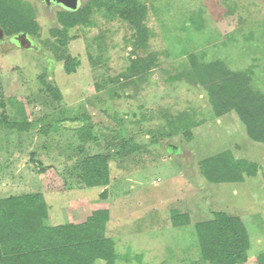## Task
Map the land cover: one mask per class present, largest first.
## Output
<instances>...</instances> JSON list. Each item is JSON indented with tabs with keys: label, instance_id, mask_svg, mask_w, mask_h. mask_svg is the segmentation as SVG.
<instances>
[{
	"label": "rangeland",
	"instance_id": "obj_1",
	"mask_svg": "<svg viewBox=\"0 0 264 264\" xmlns=\"http://www.w3.org/2000/svg\"><path fill=\"white\" fill-rule=\"evenodd\" d=\"M141 1L149 29L144 48L133 45L135 29L104 8L92 11L88 25L68 28L62 45L50 32L60 8L5 0L32 9L38 34L30 36L35 49L0 44V118L30 123L21 132L0 123V197L41 193L55 216L46 224L71 216L78 223L108 209L105 233L119 254L115 264H215L201 259L195 225L221 211L246 226L244 264H264V144L241 131L234 111L216 117L190 79L193 55L247 71L264 92V0ZM149 53L150 71L132 76V60ZM68 57L79 60L71 73L63 65ZM83 124L91 140L80 151L74 128ZM120 139L140 146L120 157ZM106 143L114 156L110 183L75 187L81 183L68 175L73 166ZM226 150L255 164L256 173L241 182H208L200 161ZM174 212L189 222L174 226Z\"/></svg>",
	"mask_w": 264,
	"mask_h": 264
},
{
	"label": "trees",
	"instance_id": "obj_2",
	"mask_svg": "<svg viewBox=\"0 0 264 264\" xmlns=\"http://www.w3.org/2000/svg\"><path fill=\"white\" fill-rule=\"evenodd\" d=\"M103 8L106 16H118L135 29V48L145 47L149 29L143 24L147 7L141 0H85L76 10H59L56 13L59 25L51 27L50 32L57 37V42L66 45L68 28L88 25L92 11ZM31 12V8H16L0 0L3 33L37 35L38 24ZM154 55L149 53L147 58L136 56L130 66L131 75L147 74L155 60ZM190 62L193 64V78L189 74L190 79L203 88L214 115L220 117L234 111L242 123L241 131L249 139L264 144V92L252 85L250 73L233 70L221 60L198 62L190 55ZM63 65L65 71L71 73L79 65V60L68 57ZM26 121L0 118L5 127L18 132L28 131L30 123ZM86 125L74 128L81 141L76 145L80 151L83 150L82 143L91 140ZM48 129L42 126L40 131L45 134ZM118 143L112 145L120 157L140 146L131 139H120ZM111 150V143H106L102 152L85 155L73 166L74 173L71 171L68 175L84 187L107 186L110 183L109 162L114 157ZM256 167L235 158L227 150L200 161L202 176L210 183L241 182L246 174L256 173ZM47 217L48 207L39 192L0 197V264H94L98 259L104 264H115L119 254L115 242L105 233L108 209H96L78 223L47 225ZM171 219L174 226L189 222L186 214L177 212ZM195 230L203 261L215 264H244L247 261L250 241L240 217L216 211L211 219L197 223Z\"/></svg>",
	"mask_w": 264,
	"mask_h": 264
},
{
	"label": "flooded vegetation",
	"instance_id": "obj_3",
	"mask_svg": "<svg viewBox=\"0 0 264 264\" xmlns=\"http://www.w3.org/2000/svg\"><path fill=\"white\" fill-rule=\"evenodd\" d=\"M37 1L41 5L44 4L45 6H54V7L60 8L58 10H66L60 4H57V3H55L52 0H49V1H47V0H37ZM16 35L19 38V40L23 43L22 46L18 45L17 42L13 40V37H15ZM6 42H9L10 44H12V45H14L16 47L27 48V49H35V46L33 44V40L30 38L29 35L21 36L20 33H15L13 35H5L3 33V35H0V44L1 43H6Z\"/></svg>",
	"mask_w": 264,
	"mask_h": 264
},
{
	"label": "water",
	"instance_id": "obj_4",
	"mask_svg": "<svg viewBox=\"0 0 264 264\" xmlns=\"http://www.w3.org/2000/svg\"><path fill=\"white\" fill-rule=\"evenodd\" d=\"M49 1V0H47ZM57 4H60L63 8L69 10H76L80 7V0H52ZM0 35H3L2 28L0 27ZM21 36H25V33L20 34ZM13 40L17 42L18 45L22 46L23 43L19 40L17 35L13 37Z\"/></svg>",
	"mask_w": 264,
	"mask_h": 264
},
{
	"label": "crops",
	"instance_id": "obj_5",
	"mask_svg": "<svg viewBox=\"0 0 264 264\" xmlns=\"http://www.w3.org/2000/svg\"><path fill=\"white\" fill-rule=\"evenodd\" d=\"M246 176V175H245ZM245 176H244V178H245ZM80 186V187H79ZM75 187H79V188H82L83 186L82 185H75ZM48 207V206H47ZM79 208V207H78ZM49 209V208H48ZM48 217L51 219V218H53V217H55V216H53V214L52 213H50V212H48ZM72 218H67L66 217V220L68 219V221H65V222H56V223H52V224H47V225H58V224H63V223H69V222H73V223H77V222H75L73 219H74V217L73 216H71Z\"/></svg>",
	"mask_w": 264,
	"mask_h": 264
}]
</instances>
